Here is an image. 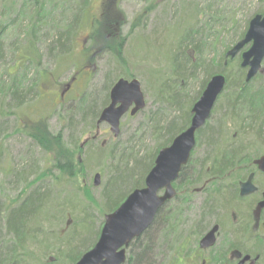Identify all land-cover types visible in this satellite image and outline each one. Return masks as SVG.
Masks as SVG:
<instances>
[{"label": "rangeland", "instance_id": "1", "mask_svg": "<svg viewBox=\"0 0 264 264\" xmlns=\"http://www.w3.org/2000/svg\"><path fill=\"white\" fill-rule=\"evenodd\" d=\"M103 1L92 0L91 13L93 15L100 14L99 6L102 5ZM22 3V0H6L0 7V15L2 16L0 24L7 28L2 37L4 58L0 62V80L9 85L16 77L23 79V75H27L24 89L29 92L27 103L20 109L15 107V103H12L10 98L8 101L5 100L3 104L5 110H2L7 111L8 122L7 119H4L6 134L2 138L1 144L3 157L0 161V191L5 198L8 196L15 198L23 191L25 180L28 183L32 182L38 173L50 168L49 156L37 145L35 146L31 140L16 132L15 116L11 114L12 112L22 116L23 119L36 118V116L41 115L48 121L53 133H63L65 142L67 141L69 146L74 147V142L77 141L78 146H82L81 160L85 163L80 179L81 186L89 190L95 203H93V207H90V203L83 196V193L77 192L69 186L55 189L51 182L46 184L53 190L52 201L62 210H65L63 220L59 222L51 218L50 222H45L44 225L46 227L44 231H49L51 234L56 233L57 236H60L64 230L70 232L71 227L76 229L77 226L74 227V221L80 222L85 216H89L95 222L96 230L100 226L103 228L105 217L110 214L103 210V193L108 183L114 179L116 172L120 170L126 172L132 169L135 164L134 161L137 159H146V161L148 159L149 161V157L155 150L166 144L164 129L168 123L180 117L181 114L191 113L193 106L202 95L199 93L202 91L206 74L202 72L203 70L197 69L195 78H188L191 63H187L184 77H178L174 69L178 71L180 66L185 63L181 50L184 49L187 52V56L193 60V64L202 62L205 66L209 63L215 65L223 55L226 56L227 52L244 38L245 35L242 36V34L246 31L250 21L256 15H264V0H118L117 4L122 13V20L118 21L114 29L112 28L106 33L107 38L102 40L101 37L99 40L96 35H92V25L86 18L80 24L78 23L74 29L75 35L69 51L67 50L57 61L52 59L47 50L51 40L40 41L37 45L39 47L37 54L42 63L36 66V64H29V62L25 64L21 60L24 56L22 51H25L30 41L25 31L29 26V20H19L15 26L7 25L12 18L17 17V11L21 8ZM12 6H14V11H10ZM109 12L112 15V11L109 10ZM115 21L117 22V20ZM63 22L65 21L59 20V23L63 24ZM47 32L48 30L44 29L41 35ZM190 32L195 41L194 45H199L201 51L196 50L186 39ZM52 36L49 35L48 37ZM91 44H105L106 47L94 49L86 55ZM18 47H21L20 51L17 50ZM120 48L122 53L117 51ZM248 49L249 47L243 52ZM241 63L242 59L239 55L231 66V70L232 67L237 68ZM75 70H77V75ZM260 73L264 75V62ZM220 74L226 77L225 74ZM75 76L76 78L73 79ZM107 76L111 80L115 78V83L122 78L139 80L147 104L146 108L136 116L132 117L129 114L123 118L121 133L117 138L110 131L109 125L102 124L98 128L97 125L91 126L89 120L85 122L87 119L85 116L86 103L84 107L80 102L85 94H91L88 90L91 89V92L101 90ZM33 80L35 82H32ZM166 82H169V86H173V90L183 93L181 106H169L167 93L161 97L164 91L167 92ZM68 85L69 87H67ZM34 86H37V90L35 88V93H32L30 89ZM231 94V91H227L221 95L207 126L218 127L219 122L223 121L225 131L222 140H227V144H230L232 140L234 143L243 141V144L247 146L244 155L247 156L238 168L237 176H226L225 179H222L224 181L219 183L220 187H233L240 181L246 180L247 171L250 172L254 168L253 162L259 160L264 154V139L257 140L258 144L256 145L255 142L253 143L255 140L253 131L247 132L244 127L240 128V124L229 119L225 120V99ZM196 96L197 100L193 102L192 100ZM157 111L160 114L155 117L156 122L154 123L150 121V116ZM71 119L74 120L76 133L73 132L74 130L68 129V122ZM251 122V119H248L246 124L249 126ZM208 134H210V130L207 129L206 132L199 134L198 139H202L204 135ZM87 143L93 144L87 146ZM218 145L224 146L225 143L220 141ZM114 149L115 154L112 155ZM205 151L206 148L202 145L199 146L197 142L190 160V166H188L187 172L189 174L192 172L189 170L195 169L198 163L204 159ZM128 163L130 164L129 168L127 167ZM27 167L29 168L27 169ZM8 168L11 171L17 169V173H21V177L18 180L15 179L11 173H7ZM97 174L102 177V183L99 187L94 185V178ZM257 180L261 184V192H263L264 178ZM117 181L119 180H115V182ZM115 186L119 187L118 185ZM130 189L124 188L121 191L123 194L119 193L120 189H118V194L114 196L113 201L115 203L121 201V197L127 195L126 193ZM214 189L216 186L209 192L215 193ZM107 191L110 192L109 189ZM114 192L116 191L112 190V193ZM204 198L205 196L202 194L193 197L191 210L186 215L187 230H193L195 224L202 218L203 209L201 207ZM251 200L253 198L248 200V207L244 206L242 209L235 203L232 205L223 201L217 213L214 214L213 220L218 215V219L229 226L231 214L240 209L238 215L241 219L244 218L250 222L249 243L246 248L250 252H255L258 249L255 241L258 239L264 241V225H261V231L257 229L252 216V211L255 208H253ZM256 211L257 209L255 213H257ZM68 223H70L69 227L67 226ZM206 223L209 224L210 221L205 220L204 225ZM84 229L86 235L91 232L89 225ZM258 232L260 235L254 239ZM88 237L86 242L90 244L89 248L92 249L98 240V234ZM198 240L199 236L195 238L194 242H191L193 245L191 249L187 248L188 251L194 249ZM50 241V243H55L54 240ZM64 247L65 245H62V248ZM36 256L41 257V253L37 252V249ZM189 257L188 255L185 258V264L194 262ZM161 258V264H184L183 259L177 261L172 259L171 261L170 257L168 259L166 257ZM36 264L39 263L36 262ZM247 264H264V261L255 258Z\"/></svg>", "mask_w": 264, "mask_h": 264}, {"label": "trees", "instance_id": "2", "mask_svg": "<svg viewBox=\"0 0 264 264\" xmlns=\"http://www.w3.org/2000/svg\"><path fill=\"white\" fill-rule=\"evenodd\" d=\"M5 1L0 0V7ZM22 1L21 8L17 11V17L12 18L7 25L12 24L15 26L19 20H29V26L25 31L30 41L25 51H22L24 56L21 59L25 64L29 62V64L38 66L42 63L41 58L37 54L39 50L37 45L44 39L51 40L47 50L52 59L57 61L61 58L72 46L71 43L75 35L74 29L78 23L80 24L86 18L92 25V35H96L99 40H101V37L102 40L107 38L106 33L112 28L114 29L118 21L122 20V13L117 4L118 0H106L105 6H102L99 15L91 13L92 0ZM109 10L112 11V15ZM10 11H14V6L10 8ZM1 18L2 16L0 15V20ZM59 20H64L65 22L61 24ZM2 26L0 24V62L4 58L2 54L4 41L2 37L7 29ZM248 27L249 24L242 36L245 35ZM44 29L48 30V32L41 35ZM49 35L53 36L48 37ZM186 39L189 40L196 50L201 51L199 45H194L195 41L191 32L188 33ZM104 45H89L86 55L94 49L106 47ZM17 50L20 51L21 47H18ZM117 51L122 53L121 48ZM181 52L185 63L180 66L178 71L174 69L175 74L178 77H184L188 66L187 63H191V71L188 78L194 79L196 70H203L202 72L206 74V78L199 94L203 93L207 83L214 75L225 74L227 78L225 92H232L231 96L225 99V120L229 119L240 124V128L244 127L247 132L249 130L253 131V138L255 139L253 143L255 142L256 145L258 144L257 140L264 139V75L260 73L247 84V73L241 67V64L237 68L232 67L231 70L236 58L227 60L226 56L223 55L219 62L215 64L216 66L211 63L205 66L202 62L193 64L194 62L188 58L187 52L184 49ZM75 74L77 75V70H75ZM108 76L101 90L91 92L90 89L88 91L91 94H85L80 100L82 105L86 103V107L84 105L86 108L85 116L87 117L85 122L89 120L93 127L97 125L103 109L110 103V92L114 86L115 78L111 80L108 79ZM75 78L76 76L73 77V79ZM26 81L27 75H23V79L16 77L9 85L0 80V161L3 157L1 151L2 138L6 134V122L4 119H7L6 121L8 122L7 111H3L5 110L3 104L5 100L8 101V98H10L17 109L22 108L27 103L29 95V92L24 89ZM32 82L35 81L33 80ZM165 86L167 92L164 91L161 97L167 93L169 106H181L183 93L173 90V86H169V82H166ZM35 88L37 90V86L30 89L32 93H35ZM196 100L197 96L192 101L196 102ZM11 114L15 116L16 132L31 140L35 146L37 145L49 156L50 168L38 173L32 182L28 183L25 180L23 191L15 198H9V196L5 198L0 191V264H36V262L39 264H77L83 254L91 249L89 248L90 244L86 242L89 238L88 236L92 235L93 237L98 234L97 239H99L102 226L96 230L95 222L89 216H85L80 222L74 221L73 224L74 227L77 226L76 229L71 227L70 232L64 230L60 236H57L56 233L51 234L49 231H44L46 228L44 225L45 222H50L51 218L60 222L65 216V210H62L52 201L53 190L48 187L49 185H46L49 182L53 184L55 189L69 186L75 191L83 193V196L90 203V207H93V203H95L89 190L81 186L80 179L85 166V163L81 160L83 155L82 146H78L76 140L74 147L69 146L66 143L67 141L65 142L63 133H53L48 121L41 115L36 116V118L23 119L22 116L14 112ZM159 114V111L152 114L150 121L155 123V117ZM185 118L186 120H183ZM248 119L252 121L249 126L246 124ZM191 120V113L181 114L180 117L172 120L164 129L166 144L158 147L149 157V161L148 159L147 161L146 159H137L134 161L135 164L132 169L126 172L121 170L116 172L114 179L108 183L103 193L104 211L107 213L115 211L131 192L141 186H145V179L154 167L160 149L171 145L174 139L190 126ZM68 123V129L75 132L74 120L71 119ZM217 126L206 125L198 133V145L206 148L204 159L198 163L195 169L189 170L192 171L190 174L187 172L190 162L183 168L179 179L174 184L177 191L176 198L159 211L148 231L131 244L126 264H161V257H166L167 259L170 257L171 261L172 259L177 261L181 257L187 256L186 249L192 248L193 244L191 242H194L195 238L208 228V224L204 225V221L211 222L213 220L214 214L217 213L223 201L234 205V200L238 195V192H236L238 184L232 185L233 187H220L219 183H222L224 181L222 179H225L228 175H230L229 177L237 176L238 168L247 156L244 155L247 146L243 144V141L234 143V140L227 144V140H222L224 137L223 132L225 131L223 121L219 122ZM207 129L210 130V134L198 139L199 134L206 132ZM233 138L235 137L233 136ZM220 141L223 144L225 143V145L219 146L218 143ZM91 144L93 143H87V146ZM229 145L231 147H228ZM111 154H115V149ZM129 165L128 163V168ZM8 169L7 173H11V176L15 179L18 180L21 177V173H17V169H12L13 171L10 168ZM144 172L145 174L143 175ZM250 172L252 171L250 170ZM250 172L247 171L248 176ZM115 180H119L117 181L119 183L115 182ZM115 185L119 187L117 188ZM215 186L216 189L214 190L216 192L210 193L209 190H213ZM124 188L131 189L126 193L127 195L122 196V199L120 198L121 201L115 203L113 199L118 194V189H120L119 193H121ZM108 189L110 190L109 193ZM197 189H206L202 193L205 196L201 207L203 209L202 218L195 224L193 230H187L186 215L191 210L190 206L193 202V197L199 194ZM112 190L116 192L112 193ZM69 225L70 223L67 224L68 227ZM88 225L91 228V232L86 235L84 228ZM50 240H54L55 243H50ZM255 244L258 249L253 252V257L258 256L256 259L264 261V241L258 239ZM62 245H65V247L62 248ZM36 249L37 252L41 253V257L36 256ZM213 262L214 264L222 263L218 258L214 259Z\"/></svg>", "mask_w": 264, "mask_h": 264}, {"label": "water", "instance_id": "3", "mask_svg": "<svg viewBox=\"0 0 264 264\" xmlns=\"http://www.w3.org/2000/svg\"><path fill=\"white\" fill-rule=\"evenodd\" d=\"M249 47L247 51H244ZM241 55V67L247 69L246 83H250L261 71L264 62V15H256L249 23L244 38L226 54V59L234 60ZM227 65V63H226ZM227 78L215 75L208 82L200 99L191 110L190 127L178 135L169 147L159 151L154 167L145 179V186L135 189L112 213L105 217L100 237L94 247L86 252L77 264H126L127 250L153 225L159 211L177 196L174 183L191 159L197 145V133L210 120L216 104L225 92ZM146 99L139 80L119 79L110 92V104L103 109L97 122L110 126L117 138L121 133V122L126 115L136 116L146 108ZM258 170L264 173V156L256 161ZM254 175L241 184V197L257 191L253 184ZM102 183L100 174L95 175L94 185ZM264 196V195H263ZM264 210V200L259 204ZM215 227L201 242L202 247H210L216 242ZM237 256L242 254L237 252ZM251 256H245L240 264H246Z\"/></svg>", "mask_w": 264, "mask_h": 264}, {"label": "flooded vegetation", "instance_id": "4", "mask_svg": "<svg viewBox=\"0 0 264 264\" xmlns=\"http://www.w3.org/2000/svg\"><path fill=\"white\" fill-rule=\"evenodd\" d=\"M105 1L106 0H104L102 2V5L99 6V11L101 10L102 6H105ZM263 156H264V154L260 158H262ZM256 161H258V160H255L253 162L254 168H253L252 172H250V175L247 177V179L239 182L238 188H236V190H237L236 192H238L237 193L238 195H237V198L234 200V203L236 205H239L240 209H242L244 206L248 207V205H247L248 200L253 198V200H251V201L253 203V208H255V210L257 209V211H256L257 213H255V210L253 209L252 216L254 218V222L256 224L257 229L260 230L261 225H264V223H263L264 210H261V211L259 210L260 209L259 204L264 200V196H263L264 191L261 192L262 186L260 183H258L257 179L258 178H264V173H262L258 170V166L256 165ZM251 175H254L253 184L257 188V191L255 193L251 194L250 196L241 197V195H240L241 184L247 182ZM205 190L206 189H197V192H199V194H202L205 192ZM254 202H255V204H254ZM247 207H246V209H247ZM236 211H234L231 214V218H230L229 224H228L229 226L225 225L222 220H220L216 217L215 220H212L208 224V228L203 233H201V235L199 236V240L195 244L194 249H192L191 251L189 250L190 252L188 251V249H186L187 257L189 255L190 256L189 258L194 260V262L192 264H214L213 260L216 258H218L222 261L221 264H240L245 256H251L252 257L251 260L254 259L253 258V252L248 251L246 248V245L249 243L248 233L250 232V230H249L250 229V226H249L250 222L247 221L246 219H244L243 217H242L243 219H241V217L238 215L239 212L237 211L238 212L237 213ZM248 218H250V216H248ZM215 227H218V231L215 234L216 242L210 247H207V248L202 247L201 246L202 240ZM255 235H254L255 236L254 239H257L260 234L258 232ZM130 247H131V245H130ZM130 247L127 250L128 254H129ZM237 252L241 253L242 256L238 257ZM187 257L186 256L181 257V259H183V261H184V264L186 262L185 258H187ZM256 257H258V256H256ZM251 260L247 263H250Z\"/></svg>", "mask_w": 264, "mask_h": 264}]
</instances>
